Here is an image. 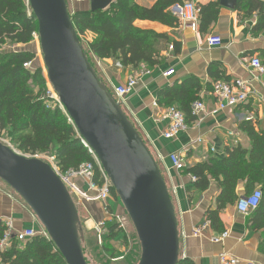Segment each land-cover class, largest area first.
<instances>
[{"label":"trees","instance_id":"16d2710c","mask_svg":"<svg viewBox=\"0 0 264 264\" xmlns=\"http://www.w3.org/2000/svg\"><path fill=\"white\" fill-rule=\"evenodd\" d=\"M177 4H182V1L156 0L152 7L147 8L135 0H113L106 9L78 11L70 16L79 41L84 39L87 52L97 60H111L121 68L136 69L144 65L153 69L162 63V52L169 45L172 55H177L180 43L165 33L135 23L147 21L174 28L179 25V20L170 13V8ZM196 7L199 9V31L204 33L217 20L220 7L217 2ZM236 10L244 19L256 17L253 32L264 30V1L237 0ZM87 33L94 35V39L86 41ZM34 36L38 37L37 23L26 0H0V138H9L22 155L52 152L62 171L76 169L82 163L92 162V159L66 114L50 98L41 68L33 65L35 54L25 49ZM262 54L264 64V52ZM28 63H31L30 68L25 67ZM207 74L212 82L206 85V90L211 91L216 82H231L221 64H210ZM202 89L199 79L189 76L180 84L163 90L158 102L164 108L179 110L190 126L196 121L191 114V105L200 99ZM239 130L248 138V149L234 146L226 149L223 157L211 156L190 167L184 162L178 169V172L194 179L187 184V191L204 193L212 182L219 189L216 208L208 209L203 218V223H207L215 233L224 231L219 215L227 207L236 205L240 198L237 192L240 184L246 194L256 187L262 192V199L248 215L247 223L251 231L264 232V132L257 128L254 120L241 123ZM111 198L117 200L113 190ZM107 231L109 240L122 232L116 231L114 226L108 227ZM2 233L0 225V237ZM261 248L264 249V240ZM0 262L66 264L54 244L41 235L24 242L12 239L9 247L0 251ZM177 264L194 263L179 257Z\"/></svg>","mask_w":264,"mask_h":264},{"label":"crops","instance_id":"0c3cea01","mask_svg":"<svg viewBox=\"0 0 264 264\" xmlns=\"http://www.w3.org/2000/svg\"><path fill=\"white\" fill-rule=\"evenodd\" d=\"M67 1V9L69 8L71 14L90 9L89 0ZM181 1L193 3L195 6L198 4L204 6L210 2L219 4V0ZM135 2L149 8L156 0H135ZM236 6L237 0L232 10L219 4L217 20L204 33H200L199 23L195 28L180 22L176 27L168 28L158 23L137 21L135 23L137 26L165 33L171 40L180 43V51L177 55H172V47L169 45L168 49L162 52L164 60L153 69H148L144 65L136 69L121 68L111 60H97L91 56L95 63L96 76L105 81L104 85L109 90L124 85L129 78H136L138 82L131 94L120 101V105L155 159L170 193L179 234V257L189 259L194 264H221L218 259L220 253H226L242 264H264V249L261 248L264 232L251 231L247 223L251 212L248 215L240 214L235 205L227 207L219 215L224 231L228 232V238L222 243L210 242V239L218 233L213 232L209 227L198 236L191 235L192 231L203 223L205 212L216 208L219 189L212 182L204 193L187 191L186 187L191 177L178 172L169 160L171 155L178 154L185 165L190 167L208 160L211 156L223 157L226 149L234 146L239 145L248 149V138L239 130L240 124L245 121H256L257 128L264 132V89L260 83L252 80L249 69L252 57H258L263 63L264 30L253 32L256 17L242 18ZM211 35L221 37L222 47L209 48L206 45V39ZM92 39L94 35L87 33L85 40ZM212 63L221 64L231 81L240 79L249 83L253 93L246 104L230 109H218V101L212 90H206V85L212 82L207 74V68ZM168 70H173L174 74L165 78L163 73ZM189 76L199 79L203 87L199 95L204 104V112L174 141L165 140L162 135L167 127V120L163 118L165 108L158 102L159 95L167 87L180 84ZM154 103L158 106L154 107ZM210 148H214L215 153H211ZM76 182L86 190L83 180ZM257 189L259 188L256 187L254 190ZM253 191L246 194L243 185L240 184L237 192L241 198ZM97 203L104 210L112 211L114 215L121 216L124 213L122 205L113 199ZM105 215L107 214L100 218L89 215L90 219L86 221L88 229L94 227L96 229L97 224L106 221ZM0 219L11 220L15 233L28 229H32L36 234L43 231L32 212L3 182H0ZM124 237V232H119L110 240L109 244L115 253L112 262H123L126 257L129 258L133 254L132 245H129ZM117 258L122 259L114 261Z\"/></svg>","mask_w":264,"mask_h":264},{"label":"water","instance_id":"95a60500","mask_svg":"<svg viewBox=\"0 0 264 264\" xmlns=\"http://www.w3.org/2000/svg\"><path fill=\"white\" fill-rule=\"evenodd\" d=\"M113 0H89L90 11ZM37 23L46 79L79 139L93 151L126 212L140 246L137 264H177L179 234L170 193L159 167L120 104L90 65L66 0H27ZM233 9L236 0H219ZM0 181L27 206L66 264H87L76 206L41 160L0 141Z\"/></svg>","mask_w":264,"mask_h":264},{"label":"built area","instance_id":"2783aa9c","mask_svg":"<svg viewBox=\"0 0 264 264\" xmlns=\"http://www.w3.org/2000/svg\"><path fill=\"white\" fill-rule=\"evenodd\" d=\"M170 13L175 16L182 24H187L192 28H195L198 25L199 9L193 3L187 2L174 5L170 8ZM206 45L209 48H220L222 47L223 43L220 36L211 35L207 37ZM25 67L30 68L31 63L26 64ZM249 69L252 80L260 83L261 87L264 89V64L262 61L258 57H252L249 62ZM173 74V70H168L163 73V76L167 78ZM137 83L138 82L136 78H129L124 85H119L112 88L111 93L115 96V98H117L118 103L120 104V101L124 100L131 94V92L137 86ZM252 93L253 92L249 83L240 79H236L229 83L216 82L212 86V94L218 101L219 110L235 108L239 105L246 104ZM49 95L51 99L57 102L61 110L65 113L61 105L58 103L57 98H55L56 95L54 96V93H51V91H49ZM153 105L154 107L158 106L156 103ZM203 112L204 104L201 99L195 101L191 105V114L195 116L196 119H198ZM163 115L164 120H167V127L162 135L165 140L174 141L180 133L185 132L188 129V125L185 122L183 114L175 107L165 108ZM69 122L71 123L70 120ZM80 140L88 155L91 157L92 162L82 163L76 169L62 171L57 165L56 157L52 152L36 153L34 155L24 156L27 158H35L46 163L65 186L73 202L75 201L80 204L84 202L90 203L96 201L102 203L107 202L111 198L112 188L110 180L103 171L100 162L94 155L93 151L82 139ZM198 142L200 143L201 141L199 140ZM210 152L215 153V149L210 148ZM169 160L176 170H178L184 164L183 160H181L178 154L171 155ZM77 180H83L85 182L86 190H83L77 185ZM191 180L194 179L191 178ZM261 199L262 192L259 189L254 190L251 194L239 198L235 208L240 214L248 215L258 207ZM245 204L247 205L246 212L242 211V207ZM253 204L256 205L255 208H253ZM107 220L100 222L96 226V231L99 237L106 225ZM108 221H111V225L116 227L118 230L124 229V223L121 216L113 214ZM0 225L3 227V233L0 237V251L8 248L12 239H17L19 242H24L36 235H41L42 237L48 239V236L44 230L39 234H36L32 229L15 233L13 223L9 219H0ZM208 227V224L204 222L200 225V227L194 229L191 235L198 236ZM227 238L228 232L223 231L214 235L210 239V242L219 244ZM119 259L122 258L114 259V261ZM218 259L221 264H242L239 260L229 256L226 253H220Z\"/></svg>","mask_w":264,"mask_h":264},{"label":"rangeland","instance_id":"374dc122","mask_svg":"<svg viewBox=\"0 0 264 264\" xmlns=\"http://www.w3.org/2000/svg\"><path fill=\"white\" fill-rule=\"evenodd\" d=\"M26 3H27V0H26ZM66 4H68L67 0H66ZM68 12L71 15L69 8H68ZM80 44L83 48V51L86 54V57H87L89 63L91 64L93 70L95 71V68H94L95 63H94L91 55L87 52V48L85 46L83 38L80 40ZM11 48H15V47H11ZM19 48H24V47L20 46ZM25 49H28L35 54V60H34L33 65L41 68L42 73L46 79V70H45L43 62H42V54H41L40 47H39L38 37L34 36L33 41L28 46H26ZM101 80H102V82H101ZM99 81L102 84L105 83V81L102 78H100ZM46 82H47V79H46ZM47 87H48V90L51 91V93H52L53 90L50 87V85L48 84V82H47ZM110 93H111V91H110ZM54 96H55V94H54ZM111 96H112L113 100L115 99L114 101L118 103L117 98H115V96L112 93H111ZM55 98H56V96H55ZM120 107H121V105H120ZM122 111H123V109H122ZM0 141L2 143H4L5 145L11 147L17 153L22 154L19 150L16 149L15 144L12 143L10 141V139L7 138L6 136H3L2 138H0ZM110 199H112V198H110ZM115 201L120 203V201L118 199ZM74 204L76 206V209L78 212V217H79L78 236H79L81 248L83 251V255H84V258H85L87 264H137V262L139 260V256H140V246H139V242L137 240L134 228H133V226H132V224H131V222H130L125 211H124L123 215H121V217L123 219V223H124V229L121 231L124 232V234L126 236V240L128 241V244L132 245L133 254L130 255V257L128 259L126 258V260H124L123 262H121V261L112 262V260H113L112 258L115 257V253L112 251L111 245L109 244L110 240L107 238V236H108L107 229H108V227L112 226L111 221H108V220L111 217V215H113V212H109L108 210H104L101 207V205H99V203H97V202H95V203L94 202H90V203L84 202V203L80 204V203H77L74 201ZM87 204L90 207H88ZM104 214H107L105 216L108 220H107L106 225H105L104 229L102 230L101 235L99 237L96 229H94L95 227L92 228L91 230L88 229L89 227H87L86 221L88 219H90L89 215H93L95 218H100V216H102ZM115 230L119 231L116 227H115ZM112 253H113V256H112Z\"/></svg>","mask_w":264,"mask_h":264},{"label":"clouds","instance_id":"9594fccd","mask_svg":"<svg viewBox=\"0 0 264 264\" xmlns=\"http://www.w3.org/2000/svg\"><path fill=\"white\" fill-rule=\"evenodd\" d=\"M255 204H253V208H255ZM246 210H247V205L245 204V205H243V207H242V211H245L246 212Z\"/></svg>","mask_w":264,"mask_h":264},{"label":"bare ground","instance_id":"6f19581e","mask_svg":"<svg viewBox=\"0 0 264 264\" xmlns=\"http://www.w3.org/2000/svg\"><path fill=\"white\" fill-rule=\"evenodd\" d=\"M101 82H102V80H101ZM115 100V99H114ZM141 138V137H140ZM112 212V211H111Z\"/></svg>","mask_w":264,"mask_h":264}]
</instances>
